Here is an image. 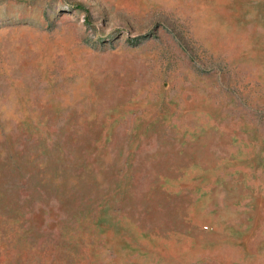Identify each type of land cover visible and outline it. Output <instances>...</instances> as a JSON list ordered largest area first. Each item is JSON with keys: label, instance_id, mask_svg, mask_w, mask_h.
Masks as SVG:
<instances>
[{"label": "rangeland", "instance_id": "obj_1", "mask_svg": "<svg viewBox=\"0 0 264 264\" xmlns=\"http://www.w3.org/2000/svg\"><path fill=\"white\" fill-rule=\"evenodd\" d=\"M0 264H264V0H0Z\"/></svg>", "mask_w": 264, "mask_h": 264}]
</instances>
